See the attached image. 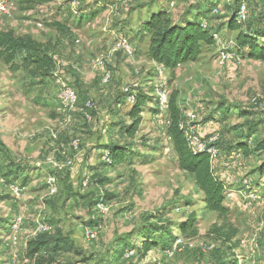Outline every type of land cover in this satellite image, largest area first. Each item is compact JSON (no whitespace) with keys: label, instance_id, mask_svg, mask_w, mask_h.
<instances>
[{"label":"rangeland","instance_id":"1","mask_svg":"<svg viewBox=\"0 0 264 264\" xmlns=\"http://www.w3.org/2000/svg\"><path fill=\"white\" fill-rule=\"evenodd\" d=\"M70 1L50 0L22 11L14 0H0L7 7L0 14V30L51 45L58 65L51 76L42 77L11 73L0 63V264H34L25 251L28 241L38 236L39 223L75 244V250L63 253L55 264H264V178L254 172L264 153L229 156L226 150L248 143L251 128L256 132L250 146L264 138V62L244 57L241 63L222 65L218 59L221 51H237V33L227 25L237 9L235 0L218 1V13L205 18L215 45L203 46L200 58L179 65L173 78L168 70L158 75L159 66L146 52L148 36L140 28L149 15L147 6L156 0H124L117 11L111 8L114 0H82L79 18L72 16ZM205 1L174 0L171 8V0H159L157 5L169 8L173 20L180 22L189 9ZM253 1L252 13L264 5V0ZM124 37L136 49L131 57L118 50ZM98 58L102 66L96 65ZM105 72L111 74L108 84L102 83ZM65 86H72L79 96L69 113L59 99ZM162 88L169 97L178 95L185 119L195 115L200 131L211 115L217 120L212 124L214 132L222 134L220 167L229 170L227 189L232 190L225 205L229 222L239 230L231 245L209 234L222 221L204 211L193 179L179 168L167 134L168 113L153 117L148 112L155 104L149 103L135 136L122 133L132 126L127 98L138 91L157 98ZM255 98L260 105L253 108ZM89 100L94 109L88 122L83 113ZM243 109L250 114L245 116ZM106 112L111 115L108 122ZM75 140L81 142L78 150L71 146ZM109 145L130 151L116 168L103 159ZM68 160L71 167L66 166ZM53 178L58 188L54 195L49 184ZM246 179L254 187L259 184L256 189L262 196L251 207L241 196ZM14 187L21 192L19 199ZM107 195L104 209L97 208L96 201ZM20 215L23 224L14 232L11 223ZM193 216L197 235L185 236L182 229ZM90 225L93 239L86 237ZM131 236L140 241L131 253L106 258L114 248L120 252L122 241H134ZM143 243L151 244L149 251L143 250Z\"/></svg>","mask_w":264,"mask_h":264},{"label":"trees","instance_id":"2","mask_svg":"<svg viewBox=\"0 0 264 264\" xmlns=\"http://www.w3.org/2000/svg\"><path fill=\"white\" fill-rule=\"evenodd\" d=\"M14 1L22 11H31L50 2V0ZM218 1L206 0L203 4L198 3L196 7L187 11L180 22L173 20L169 8L157 5L159 4V0L150 3L151 5L147 6L150 8L147 19L140 22L143 28L142 31L150 37L148 48L149 59L156 65L168 70L172 78L179 65L197 61L202 55L203 46H213L216 43L210 29H202L201 21L212 14V10L217 6ZM243 1L248 5V20L244 23H239L238 10ZM253 3L254 1L252 2V0H235V7L237 9L234 12L232 11L227 25L230 32L237 33L235 39L236 52L242 56V59L246 57L250 60L264 62V5L262 4L261 7L256 6L255 11L252 13L251 4ZM153 6H156L157 9L154 10ZM228 8H231V5ZM0 63L7 67L11 73L27 72L41 75L42 77H49L58 69L51 45L38 42L30 35H16L13 31L0 30ZM146 94L141 91L137 92L136 103L132 105L128 113L129 118L132 119V126L129 128L124 127L122 133L131 138L143 126L141 114L149 108V103L154 102L155 104L154 109L148 112L150 115L155 117L160 112L158 97H151ZM177 98L178 95L176 93H173L169 97L167 115L169 116L170 124L167 134L173 142L179 168L193 179L199 193L202 195L204 211L217 214L222 221V225L214 224L212 226L209 233L210 236H214L215 240L221 242L223 245H231L233 240L238 236L239 230L228 220L230 210L225 205V181L216 173L215 169V161L220 160L222 157L220 147L222 134L220 133L221 140L218 144L220 155L215 161H212L206 153L191 151L188 148L184 132L181 129V124L186 119L183 110L178 106ZM258 106L253 104V108ZM243 111H245V116L250 114L247 109H243ZM213 120L217 121L214 115L207 118V121L212 122ZM255 132L256 128H251L247 139L254 137ZM126 150L129 149L116 145L107 146L106 151L110 153V166L112 168L120 165L125 157L130 154V151ZM226 150L229 156L236 153H241L245 157H251L255 154L259 155L264 153V138L255 140L253 146H250L249 142H238L235 146H230ZM254 172L260 178H264V161L254 169ZM102 181L103 183L107 182L106 179ZM255 186H259V184ZM107 198L108 195L103 197L102 200L96 201L95 205L105 203V199ZM194 220L195 217L193 216L187 227L182 229V234L189 237L197 235V230L193 227ZM90 226L91 228L94 227L93 225ZM189 231L191 233L188 235ZM132 238L134 236H131L129 240ZM132 240L134 241H122L120 244L123 247H121L120 252L114 248L108 252L106 258H113L117 253V259L125 258L128 253H131L136 248L137 243H140L136 239ZM150 247V243H143V250L145 252L149 251ZM72 250H75V244L70 237H65L60 232H50L40 234L28 241L25 254L27 259L34 264H55L59 256ZM128 259L130 260L131 257ZM104 262L105 260L102 264Z\"/></svg>","mask_w":264,"mask_h":264},{"label":"built area","instance_id":"3","mask_svg":"<svg viewBox=\"0 0 264 264\" xmlns=\"http://www.w3.org/2000/svg\"><path fill=\"white\" fill-rule=\"evenodd\" d=\"M124 0H114V3L112 5V9L114 11H117L119 9V5L123 3ZM169 6L172 8L174 6V0H171L169 3ZM69 8L71 11V14L73 17L79 18L83 14L82 12V0H71L69 3ZM7 12V7L4 5L2 2L0 3V14H5ZM218 10L214 9L212 14H217ZM248 20V5L245 1H243L240 4L239 10H238V21L239 23H244ZM201 27L202 29H208V24L207 20L203 19L201 21ZM118 50L123 53L124 55L131 57L136 49L133 46V43L130 39L124 37L119 41L118 44ZM220 64L224 65L227 63H241L242 61V56L237 53L236 51H221L219 56H218ZM97 66H102V59L98 58L95 61ZM165 68L162 66L158 67V75L162 76L164 74ZM111 81V74L109 72H105L103 75V84H108ZM60 104L62 106V109L64 112L69 113L73 109L76 108L78 102H79V96L77 91L72 87V86H65L62 89V92L60 94ZM259 99L255 98L253 99L252 103L254 105H260L259 104ZM127 102L131 105L136 103V95H130L127 98ZM168 106H169V95L165 91L164 88L161 89V91L158 93V108L160 113H167L168 111ZM94 109V103L89 100L88 102L85 103V109H84V119L86 121H92V111ZM69 118V116H68ZM196 123V116L193 114H189L188 118L181 124V129L184 132V137L186 140V143L188 145V148L195 152V153H206L210 156L212 161H215L218 159L220 155V149H219V142L221 140V134L219 132H214L210 134L208 137H202L200 132H199V126L195 124ZM170 124V122H169ZM253 140V137L249 139V142L251 143ZM81 142L79 140L73 141L71 146L73 147L74 150H78L80 147ZM103 159L106 162L111 163L110 159V153L108 151H105L103 153ZM73 164L72 160H68L66 162L67 167H71ZM50 189H51V194H57L58 188H57V182L56 179L53 178L50 180ZM255 188V189H254ZM13 194L16 199H19L21 196V192L18 188H12ZM241 196L243 198L244 204L247 207L253 206L257 201L262 199V196L260 193L257 191L256 186L254 187V184L252 181L249 180H244L243 182V188L241 191ZM104 205L102 203L98 204L96 207L101 208L102 210L104 209ZM23 224V217L17 216L13 219L11 223V230L14 232L19 231ZM38 235L43 234V233H50L52 232V227L47 223H39L38 224ZM86 237L87 238H95V234L93 231V228H90L86 232ZM129 256V255H128ZM28 261V260H25Z\"/></svg>","mask_w":264,"mask_h":264},{"label":"crops","instance_id":"4","mask_svg":"<svg viewBox=\"0 0 264 264\" xmlns=\"http://www.w3.org/2000/svg\"><path fill=\"white\" fill-rule=\"evenodd\" d=\"M120 27H121V24H120ZM141 28V30L143 29L142 27H140ZM130 34L131 35H129V36H132L133 38L134 37H136V35H134V34H136V33H131L130 32ZM144 34H146L145 32H144ZM146 36H148L147 34H146ZM138 37V36H137ZM146 40H148L147 41V44H146V52H147V55H148V48H149V40H150V37L148 36V38L146 39ZM149 58V57H148ZM154 63V62H153ZM156 65V64H155ZM156 66H158V65H156ZM103 115H104V113H103ZM104 118H105V121L106 122H108V120L111 118V115H110V112H106V115H104ZM215 131V126H214V124H212V122H210V121H207V122H205L204 123V125H203V129L200 131L199 130V132H200V134H201V136L202 137H207L208 135H210L212 132H214ZM101 150H99V152H100ZM221 160V159H220ZM220 160H217V161H215V169H216V173L219 175V176H221V178L225 181L226 180V176L227 175H229V170L228 169H226V170H224V169H222L220 166H221V162H220ZM228 180V179H227ZM227 180L225 181V190H226V195H227V193H230V191L232 192V190H228L227 189V186L228 185H230L228 182H227ZM231 196H232V194H230ZM26 248H27V246H26Z\"/></svg>","mask_w":264,"mask_h":264}]
</instances>
